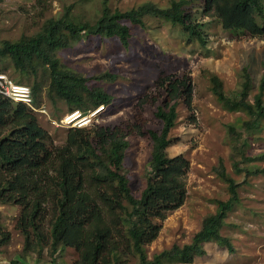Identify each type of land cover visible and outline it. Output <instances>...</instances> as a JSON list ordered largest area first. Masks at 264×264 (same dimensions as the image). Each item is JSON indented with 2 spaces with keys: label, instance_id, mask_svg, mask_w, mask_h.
Instances as JSON below:
<instances>
[{
  "label": "rangeland",
  "instance_id": "rangeland-1",
  "mask_svg": "<svg viewBox=\"0 0 264 264\" xmlns=\"http://www.w3.org/2000/svg\"><path fill=\"white\" fill-rule=\"evenodd\" d=\"M171 0H0V43L35 34L50 17L67 13L75 22L92 23L102 5L127 10L144 3L168 7ZM203 0H186L183 8L204 37V43L191 36L181 25L153 15H143V26L130 25L128 45L116 37L82 32L80 40L55 52L64 66L84 75L89 87L102 88L113 98L94 121L117 126L123 131L127 146L122 166L113 169L126 173L131 192L144 187L151 153L147 129H159L154 111L167 96L166 83L174 78L189 79L190 105L182 99L177 104L176 125L170 132L173 143L169 156L182 154L189 161L183 176L184 202L160 222L156 238L146 245L147 256L174 243L189 242L203 219L216 210V200L229 196L227 182L216 173L221 164L238 185V202L227 212L220 233L231 241L233 251L216 242L204 244L205 253L186 264H264V114L257 121L245 108L228 109L211 90L210 76H217L226 96L239 97L244 81L243 69L249 72L253 87L248 103L259 91L264 71V37L250 36L223 29L214 16L202 10ZM264 3V0H263ZM67 11V12H66ZM36 73H17L8 59L0 61V73L13 82L39 85L33 110L38 123L50 135L54 145H62L67 129L61 119L69 113L62 99L49 94L45 67ZM28 73V74H27ZM108 73L112 78L98 77ZM164 82V86L161 83ZM262 99L264 101V90ZM236 127L231 136L229 127ZM90 127V126H87ZM240 151H242L240 153ZM247 157H252L247 158ZM240 160L239 169L232 161ZM242 160V162H241ZM257 170V171H255ZM255 171V172H254ZM51 204L42 225L47 234ZM21 206L0 203V264H78V254L63 247L53 256L47 243L29 244L18 228ZM32 238V237H31ZM116 264H138L131 254Z\"/></svg>",
  "mask_w": 264,
  "mask_h": 264
},
{
  "label": "trees",
  "instance_id": "trees-1",
  "mask_svg": "<svg viewBox=\"0 0 264 264\" xmlns=\"http://www.w3.org/2000/svg\"><path fill=\"white\" fill-rule=\"evenodd\" d=\"M185 2L171 0L168 7L144 3L124 11L104 3L92 23L75 22L67 13L50 17L35 34L2 40L0 61L10 60L19 74L36 73V66L45 67L48 93L64 100L69 112L85 113L101 105L109 106L113 97L102 88L89 87L88 79L61 64L55 52L80 40L82 32L116 37L126 46L130 37L128 22L143 26L142 16L146 14L179 24L204 43L197 24L191 22L183 8ZM202 10L214 16L223 29L264 37L263 0H203ZM243 74L239 97L226 96L215 75L209 78L211 90L225 108H245L257 121V116L264 114V71L253 105L247 100L252 78L246 68ZM98 77L113 75L104 73ZM165 86L167 96L154 111L160 128L146 130L151 153L144 187L137 194L131 192L126 173L113 169L122 166L127 146L125 133L119 127L95 122L90 127H69L64 143L54 145L30 107L0 93V203L21 206L18 228L27 245L30 239L40 245L47 243L52 256L63 247L74 248L78 264H116L128 254L135 256L138 264H186L205 253L207 242L233 251L231 241L221 235L220 228L227 212L239 200L240 183L229 177L220 164L216 173L227 182L229 196L216 200L215 212L203 219L189 242L174 243L151 258L147 256L146 245L158 235L159 220L184 202L183 176L189 168L186 157L169 156L166 149L173 143L170 132L176 125L179 99L190 105L191 84L187 77H176ZM38 87L35 82L29 87L33 104ZM229 133L234 136L236 127L230 126ZM259 157L264 158V153ZM232 164L238 170L240 160L234 159ZM47 204H51V215L46 234L42 225L48 215ZM55 261L54 258L51 264H57Z\"/></svg>",
  "mask_w": 264,
  "mask_h": 264
},
{
  "label": "built area",
  "instance_id": "built-area-1",
  "mask_svg": "<svg viewBox=\"0 0 264 264\" xmlns=\"http://www.w3.org/2000/svg\"><path fill=\"white\" fill-rule=\"evenodd\" d=\"M0 93L14 101L22 102L32 110H36L32 103V97L30 88L25 84L13 82L5 74L0 73ZM103 110V106H99L96 109L89 110L88 112H82L80 110H74L67 113L61 119L63 126L68 127H87L94 122L100 112Z\"/></svg>",
  "mask_w": 264,
  "mask_h": 264
},
{
  "label": "clouds",
  "instance_id": "clouds-1",
  "mask_svg": "<svg viewBox=\"0 0 264 264\" xmlns=\"http://www.w3.org/2000/svg\"><path fill=\"white\" fill-rule=\"evenodd\" d=\"M103 106V105H102ZM99 107V106H98ZM96 109V108H95ZM93 110V109H92ZM81 111V110H80ZM72 112V111H71ZM70 113V112H69ZM69 128V127H68Z\"/></svg>",
  "mask_w": 264,
  "mask_h": 264
}]
</instances>
